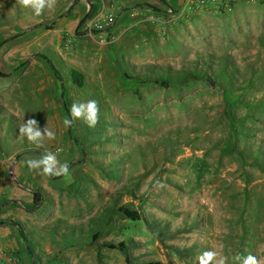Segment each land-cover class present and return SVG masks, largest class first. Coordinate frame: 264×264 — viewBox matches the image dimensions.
Listing matches in <instances>:
<instances>
[{
  "label": "rangeland",
  "instance_id": "374dc122",
  "mask_svg": "<svg viewBox=\"0 0 264 264\" xmlns=\"http://www.w3.org/2000/svg\"><path fill=\"white\" fill-rule=\"evenodd\" d=\"M78 2L0 0V264L264 260V0H98L82 27ZM163 71L206 80L163 87ZM88 100L95 128L65 127ZM29 118L56 139L20 137ZM46 151L68 176L29 171ZM121 205L140 221L92 230Z\"/></svg>",
  "mask_w": 264,
  "mask_h": 264
},
{
  "label": "clouds",
  "instance_id": "9594fccd",
  "mask_svg": "<svg viewBox=\"0 0 264 264\" xmlns=\"http://www.w3.org/2000/svg\"><path fill=\"white\" fill-rule=\"evenodd\" d=\"M17 3L24 8L34 10L36 16H40L44 9L53 10L57 5V0H17ZM100 109L96 100H88L87 102H74L71 105L69 116L63 121L65 127H71L76 120H82L90 128H95L99 123ZM20 137L26 138L30 143L36 144L37 147L42 146L45 140H55L56 134L47 125L41 129L39 122L35 118L23 120L18 126ZM59 151V150H58ZM30 172H36L42 176H68L69 164L64 162L61 164L57 159V154L46 151L38 159L29 158L25 161ZM214 251L204 252L199 259V264H226V257L220 256ZM235 262L239 264H264V260H258L253 255L243 257L239 254L233 257Z\"/></svg>",
  "mask_w": 264,
  "mask_h": 264
},
{
  "label": "trees",
  "instance_id": "16d2710c",
  "mask_svg": "<svg viewBox=\"0 0 264 264\" xmlns=\"http://www.w3.org/2000/svg\"><path fill=\"white\" fill-rule=\"evenodd\" d=\"M69 70V71H67ZM56 72V71H55ZM68 72V78L67 81L68 83H71L74 87L76 88H82L83 87V81H82V76L80 74H78L77 72L73 71L70 67H68L67 69H65L63 74H66ZM169 74L166 72H162L160 74V78L157 79L159 82H161V86L166 87V86H174V85H178L181 84L183 82H185L186 80L189 79L188 74L184 73V72H174L170 77L168 76ZM198 76V77H197ZM191 80L195 79L198 81H205V77H202V75L197 74V73H193L192 76L190 77ZM113 216H117L129 221H140L141 219V215L139 213H137L135 210L132 209L131 205H121L119 207H112V208H108L105 210V212L103 213V215L101 217H98L96 219H91L89 221V224L91 226V228L94 227H108L110 226L111 222H113ZM150 230H153L152 227H150ZM92 230H94L92 228ZM96 233H94L93 235H95ZM120 252H122L125 257H126V261H127V253H126V248L125 247H119L118 248Z\"/></svg>",
  "mask_w": 264,
  "mask_h": 264
},
{
  "label": "crops",
  "instance_id": "0c3cea01",
  "mask_svg": "<svg viewBox=\"0 0 264 264\" xmlns=\"http://www.w3.org/2000/svg\"><path fill=\"white\" fill-rule=\"evenodd\" d=\"M80 2H78V6H75V17L77 18V21H78V26L79 27H82V24H81V21L82 19L85 17V15H87L88 11L90 10L89 12V15L91 14L93 16V12L94 11V15H96V12L98 10V6H97V2L98 0H78ZM110 0H107V4ZM116 0H111L112 2V6H114V2ZM116 3V2H115ZM74 23L73 22H68L66 27L68 29H70V27H73Z\"/></svg>",
  "mask_w": 264,
  "mask_h": 264
},
{
  "label": "built area",
  "instance_id": "2783aa9c",
  "mask_svg": "<svg viewBox=\"0 0 264 264\" xmlns=\"http://www.w3.org/2000/svg\"><path fill=\"white\" fill-rule=\"evenodd\" d=\"M99 27H101V26H99ZM102 43H103V44H107V40H106V39H103V40H102ZM56 152H58V150H56Z\"/></svg>",
  "mask_w": 264,
  "mask_h": 264
},
{
  "label": "bare ground",
  "instance_id": "6f19581e",
  "mask_svg": "<svg viewBox=\"0 0 264 264\" xmlns=\"http://www.w3.org/2000/svg\"><path fill=\"white\" fill-rule=\"evenodd\" d=\"M189 1V0H188Z\"/></svg>",
  "mask_w": 264,
  "mask_h": 264
}]
</instances>
